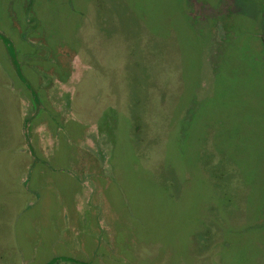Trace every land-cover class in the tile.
Segmentation results:
<instances>
[{"label":"rangeland","instance_id":"1","mask_svg":"<svg viewBox=\"0 0 264 264\" xmlns=\"http://www.w3.org/2000/svg\"><path fill=\"white\" fill-rule=\"evenodd\" d=\"M0 264H264V0H0Z\"/></svg>","mask_w":264,"mask_h":264}]
</instances>
